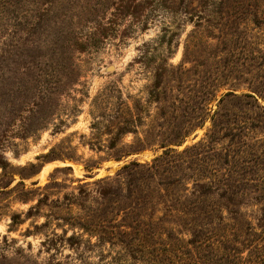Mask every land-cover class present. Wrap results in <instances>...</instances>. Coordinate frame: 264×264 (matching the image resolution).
<instances>
[{
  "label": "rangeland",
  "instance_id": "1",
  "mask_svg": "<svg viewBox=\"0 0 264 264\" xmlns=\"http://www.w3.org/2000/svg\"><path fill=\"white\" fill-rule=\"evenodd\" d=\"M26 3L27 22L0 35V264H264V156L257 158L264 155L257 107L264 109V7L257 11L253 0ZM90 32L102 42L86 45ZM189 41L197 48L185 54ZM204 88L217 89L210 115L230 108L234 121L238 111L249 143L262 142L259 151L228 165L220 149L214 168L225 180H206L211 201H104L100 192L111 184L100 181L165 148L109 156L139 139L181 137L187 97ZM228 92L255 99L219 105ZM121 104L139 109L141 121L129 126L135 133L118 131ZM211 128L207 118L172 146H192ZM81 190L86 201H66ZM91 220L102 223L92 233L77 224Z\"/></svg>",
  "mask_w": 264,
  "mask_h": 264
},
{
  "label": "trees",
  "instance_id": "2",
  "mask_svg": "<svg viewBox=\"0 0 264 264\" xmlns=\"http://www.w3.org/2000/svg\"><path fill=\"white\" fill-rule=\"evenodd\" d=\"M26 1L27 0H0V35L1 33H7L9 31V26L12 25V22L17 23L15 25L17 29L24 22H27L26 19L28 18V11H26ZM253 2V4L258 8L257 11H260L264 7V0H253ZM101 30L105 33H108V31H112L113 29L111 27L102 26ZM86 36V45H89L92 42H96L98 44L102 42L101 38L96 37L94 32H90ZM196 48V42L189 41L188 46L185 49V54L187 52L196 50ZM262 86L264 89V81L262 82ZM216 93L217 89L212 92L209 89L204 88L203 91L191 93L187 97V101L185 103V131L181 137L162 140L158 144H151V142L147 139H139L137 146H128L124 144V147H129L128 150H120L117 155H110V159L114 158L116 160H121L122 158L133 154L135 151H140V149H143V147L146 146H160L165 148L164 152L154 158L152 161L145 163H140L137 160L131 161L122 168L121 173H119L116 177L107 178L100 181V184L104 182H109L111 184L100 192L103 200L211 201L208 194L211 193L213 189L211 188V184L207 183L206 180H213L212 182L218 183H222L225 180L224 178L219 177L218 173L220 171L214 168L215 163L219 162L221 154L220 149L226 155V164L230 165L233 164L232 159H234V162H238L239 159L245 158L244 156L246 154L251 155L253 147L255 151V147L258 150L260 145H262V142L260 141H257V144L249 143L248 139L246 138L249 136L247 127L248 123L245 122L244 124V122L239 120L240 114L238 111L237 113H233L236 115L234 121H230L227 118V111H230V108H226L227 110H217L214 112V114L210 115L209 104L215 98ZM241 97L255 99V96L250 93L238 95L234 92H228L219 100V105L227 102L229 105L228 107L231 106L233 108V100L239 101ZM255 101L257 102V100ZM247 105H250V103H247ZM257 107L264 111L263 107H261L259 104ZM119 112L123 114L124 121L123 123L119 122L121 125L118 127V131L122 134H127L130 132L135 133V131L129 129V126H134L139 121H141L139 114L133 111L129 105L125 104H121ZM207 118L211 119L212 128L209 130V133L206 135L205 139L192 146L186 147L181 151L172 146L182 145V143L185 141V137L197 127H201ZM220 140H227L228 143L221 145L219 148L215 147L220 144ZM237 140L239 141L235 143ZM116 146L117 145L115 141L110 142V148L114 149ZM261 156L264 155L259 154L257 155V158L259 159ZM243 161L247 162L245 160ZM209 162H211L210 165L208 164ZM87 169L89 168L87 167ZM225 171H227L225 174V177H227L233 171V169L229 168L225 169ZM188 172H192L191 175H188ZM207 174H209L210 177ZM184 177H187L188 180L192 181L195 185V188L189 189L188 180L186 179L187 182L184 183ZM180 185L184 187V196L179 194L178 187ZM196 187H198V190H196ZM189 193H191L192 197H188L186 195ZM87 195V191L81 190L80 196L72 195L70 198H67L66 201H86L85 197H87ZM33 200L34 199H28V201ZM38 201L44 200L40 198ZM32 210L33 208H31L29 213H31ZM12 219L15 221L14 218ZM77 224H79L80 229L88 233L97 231L102 225L101 221L99 223H93L92 220L91 222L79 221Z\"/></svg>",
  "mask_w": 264,
  "mask_h": 264
},
{
  "label": "bare ground",
  "instance_id": "3",
  "mask_svg": "<svg viewBox=\"0 0 264 264\" xmlns=\"http://www.w3.org/2000/svg\"><path fill=\"white\" fill-rule=\"evenodd\" d=\"M48 167H49V166H47V167L44 169V172L47 170Z\"/></svg>",
  "mask_w": 264,
  "mask_h": 264
}]
</instances>
